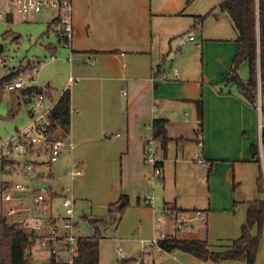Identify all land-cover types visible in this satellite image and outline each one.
I'll use <instances>...</instances> for the list:
<instances>
[{
	"label": "crops",
	"instance_id": "0c3cea01",
	"mask_svg": "<svg viewBox=\"0 0 264 264\" xmlns=\"http://www.w3.org/2000/svg\"><path fill=\"white\" fill-rule=\"evenodd\" d=\"M220 1L211 0L210 14L199 33L193 26L194 15L199 13L188 0H72V47L65 44L61 29L56 30L59 41L71 50L69 76L64 85L59 84L63 90L55 95L51 83L40 86L33 78L30 84L51 91L53 95L52 98L46 96V106L56 102L65 89L70 90L71 127L67 140L73 147H66L58 161L62 156L71 160L67 172L73 166L82 169L75 180L83 176L96 177L95 172L90 175V159L78 156L80 150L107 163L116 164V158L120 162L121 191L106 189L96 210L100 217L107 216L109 203L116 201L123 192L136 195L138 203L142 198L146 200L148 186L155 178L152 164L146 161L147 142L153 139L155 118L167 119L170 137L161 177L165 176L166 164H174L177 171L188 167L194 176L186 192L190 195L192 190L201 188L204 194L209 193L208 207L194 209L201 218L204 213L207 219L209 214L212 216L217 211L223 217L216 225L222 228L224 238L213 244L216 248L241 235L247 220L246 202L264 198L263 192L258 190L251 198L243 196L239 190L237 180L244 166L258 165L250 161L252 143L259 142L263 153L261 122L264 124V118L261 105L255 107L237 85L225 81L239 43L231 17L218 7ZM117 3L132 24L127 34L113 32L115 26L109 28V20L115 24L113 20L117 18L114 8L119 6ZM43 11L23 15H29L27 18L34 23L48 24L49 28L59 25L56 14L41 15ZM7 17L12 19L13 11H8ZM150 20L152 23L148 24ZM70 76L78 80L69 83ZM199 99L203 105L202 128L198 116ZM32 115L33 105L29 110L30 120ZM155 146L156 159L161 158L158 141ZM200 158L205 159L208 167L198 163ZM53 166L50 184L55 179ZM255 174L257 184L259 165ZM52 188L58 193L54 197V206L60 195L72 193L75 197L73 186H62L59 190ZM167 197L166 206L172 211L191 209L177 191L173 190ZM75 199L77 213L80 199ZM76 222L77 232L80 222L77 214ZM256 231L257 228L254 233ZM77 234L82 238L90 236ZM115 234L112 238L116 240ZM262 236L255 264H264V226ZM203 239L209 242L208 238ZM141 246L143 249V244ZM179 262L214 264L186 252L181 253ZM219 264L246 262L225 260Z\"/></svg>",
	"mask_w": 264,
	"mask_h": 264
},
{
	"label": "rangeland",
	"instance_id": "374dc122",
	"mask_svg": "<svg viewBox=\"0 0 264 264\" xmlns=\"http://www.w3.org/2000/svg\"><path fill=\"white\" fill-rule=\"evenodd\" d=\"M6 1L0 0L3 12L0 18V44L3 46L0 58L4 60L0 64V81L20 68L23 71L21 77L28 81L33 78L40 86L51 83L52 92L55 95L58 94L63 90L59 84L63 83L64 85L71 69V64L68 61L71 50L59 41L56 34V30H60V26L54 25L49 28L48 24L34 23L30 18H27L29 15L24 17L23 14L16 12L14 7L7 5ZM210 2L211 0H191L188 4L193 5V10L203 15L208 12ZM117 4L119 6H114L117 18L115 17L113 20L115 24L109 20V28L112 29L115 26L113 32L127 34L128 28L132 27V24L121 11L120 3ZM8 11H13L12 19L7 17ZM40 14L54 15L56 13L43 11ZM151 23V20L148 21V24ZM160 26L158 24V27ZM53 55L56 56L55 59H52ZM239 73L245 81L250 78L249 60L245 59L240 63ZM258 79L256 94L258 105H261L262 108L264 107V88L260 84V73ZM31 107L30 102L24 101L22 90L9 91L5 89L0 92V141L10 139L18 129H23L29 123ZM59 132L58 129L56 131L58 137L61 136ZM78 156L90 159V175L95 172L96 177L93 179L83 176L75 180L76 177L71 176L70 170L67 172L71 160L62 156L59 161L54 163L55 179L51 186L58 190L62 186L66 188L73 186L75 197L80 199L76 213L77 219L80 221L77 232L81 235H92L94 227L89 217L98 218L101 216L96 210L102 202V195L106 189L116 188L117 191H121V167L117 158L116 164L115 162L107 163L106 160L96 158L85 150H80ZM18 161L22 162V158L18 157ZM19 170V166L15 167V165L14 168H10V166L3 168L2 160H0V195L5 189L4 181L20 182L23 180L18 175ZM190 171L188 167H181L177 171L174 164L170 163L165 166L163 178L154 172L155 178L148 186L146 195V199L152 198L151 203H147L143 198L138 203L136 195L133 196L131 192H126L130 195V205L125 209L118 227H110L106 231L107 237L101 241L100 246V264H118L123 259L138 260L133 264H141L142 260L149 264L154 262L156 264H180V255L183 251L168 252L162 248L158 249L155 244L149 245L147 249L143 246L142 249V241L152 240L156 237L161 238L168 234H174L179 238H208L212 244L220 242L223 231L216 223L219 220L223 221V217L219 216L218 211L214 212L212 216L209 214L207 219L205 213L204 218L197 215L198 210L194 207L198 209L208 207L209 193L204 194L201 188L198 191L192 190L190 195L189 192H186L190 179L194 176ZM255 172H258V165L249 163L248 166H244L239 175L240 178L237 180L240 182L239 190L245 197L251 198L258 194ZM73 180L75 181L73 182ZM46 184L50 185V180ZM173 190L177 191L180 197L184 196V202L191 209L174 213H169L164 209L167 208L166 201L169 200L167 195ZM262 195L264 196V192ZM62 202L61 196L55 200V207L58 208L57 214L64 213ZM80 215L84 218H80ZM114 232L117 235L116 240L112 238ZM38 245L39 243L33 245L31 251L27 253L31 254L36 261H40L42 256L47 255V252L44 254L43 249ZM120 251L124 252V257L120 255Z\"/></svg>",
	"mask_w": 264,
	"mask_h": 264
},
{
	"label": "trees",
	"instance_id": "16d2710c",
	"mask_svg": "<svg viewBox=\"0 0 264 264\" xmlns=\"http://www.w3.org/2000/svg\"><path fill=\"white\" fill-rule=\"evenodd\" d=\"M190 1L188 0V2ZM218 7L231 17L238 34L237 41L239 43L238 53L233 60L229 73L225 76V81L237 85L242 95L252 105L258 107L256 89L258 88L259 73L260 84L264 88V0H221ZM209 14L210 12L194 15L195 23L193 26L199 33L202 32L203 24ZM245 59L249 60L251 67V75L247 81L242 79L239 74L240 63ZM21 72L23 71L19 69L4 77L0 81V92L5 90L7 83L20 76ZM32 90L43 91L42 88L34 86L23 90L22 93ZM45 94L52 98L53 94L50 90H46ZM197 105L200 127L202 128L203 105L201 99L197 101ZM261 111L264 118V107L261 108ZM50 118L53 123L52 131L56 132L59 129L60 137L67 139L71 127V93L69 89H65L56 101ZM152 128L153 140L159 142L158 150L161 153V158L156 160L155 167L161 170L159 174L161 177L170 140L167 132V119L155 118ZM261 143L264 155V124ZM250 161L259 165L257 188L259 193H262L264 192V169L259 142H254L251 145ZM14 163L13 161L2 160L3 168L6 166L14 168ZM6 186H8V182L4 181L3 187ZM56 195L58 193L53 192V196ZM246 203L248 204L247 220L242 226L241 235L232 239L229 244H221V248H216L207 239L179 238L173 234L160 238L158 245L168 252L180 250L214 264H219L225 260H241L246 264H255L264 226V198L257 197L248 200ZM129 205V194L123 192L116 201L109 203L106 217L90 219L94 233L80 239L76 264H100V242L106 237L105 231L113 225H118ZM166 210L169 213H174L168 206ZM255 228H257L256 233H254ZM32 241L31 233L21 228L17 223L9 222L0 211V264H35V258L31 254H27L32 249ZM136 261L138 260L123 259L118 264H133ZM141 264L149 263L142 260Z\"/></svg>",
	"mask_w": 264,
	"mask_h": 264
},
{
	"label": "built area",
	"instance_id": "2783aa9c",
	"mask_svg": "<svg viewBox=\"0 0 264 264\" xmlns=\"http://www.w3.org/2000/svg\"><path fill=\"white\" fill-rule=\"evenodd\" d=\"M6 2L18 13L24 15L45 9L54 10L64 42L72 47V0H7ZM2 15L0 5V18ZM191 39L194 37L191 36ZM51 57L56 58L55 55ZM3 61L0 58V64ZM75 80L78 78L69 77V83ZM31 87L34 85H31L30 81L18 76L7 83L5 89L23 91ZM45 91L43 89L42 92L32 90L22 93L24 101L33 105L32 118L10 139L0 141V160L15 162V167L20 168L18 175L23 178L20 182L13 180L8 182V186L0 195V211L9 222L17 223L32 234L33 245L39 243L38 246L43 249L44 254L47 252V255L42 256L36 263L76 264L75 260L79 254L78 243L82 238L76 232V199L71 194L60 195L65 210L64 213L57 214V208L54 206L55 196H53L55 191L51 184H46L51 178L53 164L58 161L66 147H73V143L58 137L52 131L53 123L50 116L56 102L46 106ZM18 157L22 158V162L18 161ZM261 157L264 167L263 153ZM156 160V146L152 139L147 142L146 161L154 166V172L160 174L161 170L155 167ZM198 163L203 167H208V163L203 158L198 159ZM81 173L82 169L78 166H73L70 170L73 178ZM151 201V197L146 199L147 203ZM159 239L156 237L142 241V244L145 249L153 244L160 249ZM120 255L125 256L123 251H120Z\"/></svg>",
	"mask_w": 264,
	"mask_h": 264
},
{
	"label": "water",
	"instance_id": "95a60500",
	"mask_svg": "<svg viewBox=\"0 0 264 264\" xmlns=\"http://www.w3.org/2000/svg\"><path fill=\"white\" fill-rule=\"evenodd\" d=\"M3 51V46L0 44V53Z\"/></svg>",
	"mask_w": 264,
	"mask_h": 264
}]
</instances>
